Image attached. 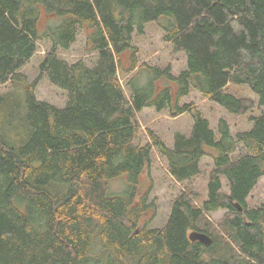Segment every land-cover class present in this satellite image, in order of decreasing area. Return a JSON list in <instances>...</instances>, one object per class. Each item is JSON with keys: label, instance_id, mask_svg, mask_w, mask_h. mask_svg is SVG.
Listing matches in <instances>:
<instances>
[{"label": "trees", "instance_id": "obj_1", "mask_svg": "<svg viewBox=\"0 0 264 264\" xmlns=\"http://www.w3.org/2000/svg\"><path fill=\"white\" fill-rule=\"evenodd\" d=\"M151 22L185 55L177 75L138 62L133 34ZM80 32L96 53L92 66L58 55ZM40 40L50 48L28 82L20 70ZM120 73L132 74L128 97ZM42 77L65 92L63 106L36 97ZM8 82L13 91H0V264H264V203L248 204L264 176V0H0V87ZM231 85L248 87L262 108L235 134L224 119L216 132L193 103H180L196 90L246 114L252 101ZM149 107L189 113V133L168 146L149 130L142 144L137 114ZM154 149L185 183L161 228L147 227L153 203L139 191ZM204 157L211 169L198 204L190 183ZM116 178L126 188L109 194ZM219 209L215 228L208 214ZM192 231L211 243L191 241ZM94 235L101 251L93 256Z\"/></svg>", "mask_w": 264, "mask_h": 264}, {"label": "rangeland", "instance_id": "obj_2", "mask_svg": "<svg viewBox=\"0 0 264 264\" xmlns=\"http://www.w3.org/2000/svg\"><path fill=\"white\" fill-rule=\"evenodd\" d=\"M45 22L44 14L40 17V26ZM133 45L138 49V62L147 63L151 66L160 68L170 67L171 72L177 75L185 68V55L182 52H175L170 43L163 40V31L156 22H151L145 25L143 33L134 32ZM38 49L35 55L21 68V72L25 75L28 82H32L40 73L39 63L50 48L47 40H40L37 42ZM58 55L68 63H73L79 59L85 61L89 66H92L96 60V53L88 52L85 46V35L80 32L74 43L69 49L59 50ZM128 54L122 56L124 64L128 63ZM132 74H119L120 82L123 85L125 95L129 96L127 88V80ZM1 92H12L13 84L8 82L0 87ZM229 91L247 98L252 101L253 108L243 115H233L224 110L216 102L203 97L198 91L191 90L188 96L183 97L180 103H193L208 119L210 127L217 132V126L220 119H224L232 134L237 131L248 129L251 126L249 117L257 115L262 111L258 106V100L246 86H229ZM36 97L39 100L48 101L57 106H63L66 102L65 92L52 85L46 77H42L36 87ZM137 123L140 133V142L142 144L150 141L148 131H153L159 136L166 145L172 144L173 136L176 132L189 133L192 118L189 113H184L180 116L173 117L166 111H156L154 108H144L137 114ZM201 173L196 176L190 183V187L198 193V204L206 196V184L208 174L211 169V160L204 157L200 163ZM223 191H227L224 179ZM108 193L118 194L126 188V182L122 178L112 179L108 182ZM184 184L176 182L168 171L167 160L161 156L156 149L153 150L151 156V164L144 170L140 177V192H148V199L153 203V207L146 213L144 219L147 220L148 228H161L169 216L170 208L175 197L184 188ZM264 203V176L261 177L256 186L251 191L248 197V204L250 207H257ZM224 210H217L209 213L208 218L217 228L219 222L224 217ZM92 253L98 255L101 251V246L98 239L93 236ZM97 242V243H96ZM134 258L127 257V264H134ZM99 264H107L103 259ZM120 264H122L120 262Z\"/></svg>", "mask_w": 264, "mask_h": 264}, {"label": "water", "instance_id": "obj_3", "mask_svg": "<svg viewBox=\"0 0 264 264\" xmlns=\"http://www.w3.org/2000/svg\"><path fill=\"white\" fill-rule=\"evenodd\" d=\"M189 239L191 241H199L204 245H209L211 243V237L203 232L192 231L189 233Z\"/></svg>", "mask_w": 264, "mask_h": 264}, {"label": "crops", "instance_id": "obj_4", "mask_svg": "<svg viewBox=\"0 0 264 264\" xmlns=\"http://www.w3.org/2000/svg\"><path fill=\"white\" fill-rule=\"evenodd\" d=\"M176 133H179V132H176ZM176 133H175V134H176ZM180 133H182V132H180Z\"/></svg>", "mask_w": 264, "mask_h": 264}]
</instances>
